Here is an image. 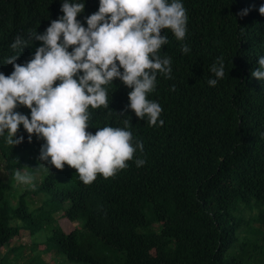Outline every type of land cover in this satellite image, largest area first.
I'll list each match as a JSON object with an SVG mask.
<instances>
[{"label":"trees","instance_id":"trees-1","mask_svg":"<svg viewBox=\"0 0 264 264\" xmlns=\"http://www.w3.org/2000/svg\"><path fill=\"white\" fill-rule=\"evenodd\" d=\"M183 2L185 38L161 30L168 42L160 54L172 58V74H158L148 94L161 104L164 123L150 124L132 109L117 113L131 90L118 78L107 86L109 106L90 108L89 131L127 127L133 143L143 142L128 167L86 184L66 163L44 166L43 140L33 134L29 142L22 126L20 144L0 137V264H46L33 254L41 243L54 264H264V82L251 76L264 55V0ZM60 4L0 0V63L10 55L29 60L42 42L29 41L22 51L12 43L31 30L43 32L62 14ZM98 5L85 0L77 18ZM217 58L225 73L213 86ZM12 70L0 64L5 74ZM137 158L146 162L137 166ZM17 169L33 181L17 180ZM64 220L77 225L66 233ZM22 232L31 245L12 244Z\"/></svg>","mask_w":264,"mask_h":264},{"label":"clouds","instance_id":"clouds-1","mask_svg":"<svg viewBox=\"0 0 264 264\" xmlns=\"http://www.w3.org/2000/svg\"><path fill=\"white\" fill-rule=\"evenodd\" d=\"M85 0H61L56 19L43 32L31 30L17 35L11 47L21 51L29 41H40L25 63L19 55H10L9 74L0 71V137L10 145L24 141L17 135L22 126L27 140L42 139L39 161L49 168L63 169L65 163L76 169L84 183L102 174L114 175L128 167L143 142L133 143V132L127 127L105 124L89 131L90 108L109 106L108 85L119 79L130 87L129 103L117 113L134 110L138 118L148 117L150 124H163L159 119L161 104L148 98L157 84V75L172 74V58L160 54L168 42L170 29L178 40L187 33V10L183 0H99L98 9L84 16ZM249 9L241 10L246 15ZM264 14V4L259 7ZM182 51L188 52L187 45ZM211 66L216 85L225 73L224 61ZM251 76L264 82V55L257 58ZM27 107L30 112L17 110ZM130 123V121H125ZM137 166L146 161L136 159ZM26 167H29L26 165ZM50 169V168H49ZM17 180L31 183L30 172L15 171Z\"/></svg>","mask_w":264,"mask_h":264},{"label":"rangeland","instance_id":"rangeland-1","mask_svg":"<svg viewBox=\"0 0 264 264\" xmlns=\"http://www.w3.org/2000/svg\"><path fill=\"white\" fill-rule=\"evenodd\" d=\"M22 107H25V106H22ZM23 185H24V183H23ZM38 205H39V202L36 203V206H38ZM255 213H256V210H254L252 212V214H255ZM246 214H249V213H246ZM60 224H61L62 229L66 233L70 232L77 225V224L69 223L66 220L61 221ZM12 244H15V245L26 244L28 246L31 245V240L29 238L28 232H22L21 235L18 238L13 239ZM260 244H262V242H260ZM45 247H46L45 244L44 243H41L36 248V250H35V252L33 254L34 255H39L40 258L42 260H44V262H46V264H54L53 263V259H52L54 257V255L51 254V253H45V252H43V249ZM3 252H4V250H3ZM3 252H2V254H3ZM28 253H30V250H26V252H24L25 255L28 254ZM68 264H75V263L68 262Z\"/></svg>","mask_w":264,"mask_h":264}]
</instances>
